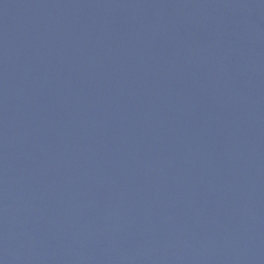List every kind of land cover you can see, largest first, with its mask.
<instances>
[{"label": "water", "instance_id": "water-1", "mask_svg": "<svg viewBox=\"0 0 264 264\" xmlns=\"http://www.w3.org/2000/svg\"><path fill=\"white\" fill-rule=\"evenodd\" d=\"M0 264H264V0H0Z\"/></svg>", "mask_w": 264, "mask_h": 264}]
</instances>
